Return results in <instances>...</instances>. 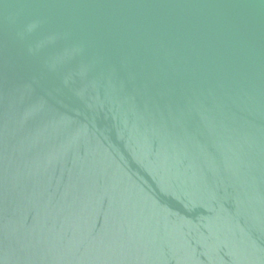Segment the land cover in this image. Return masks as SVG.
Here are the masks:
<instances>
[{"label": "water", "instance_id": "95a60500", "mask_svg": "<svg viewBox=\"0 0 264 264\" xmlns=\"http://www.w3.org/2000/svg\"><path fill=\"white\" fill-rule=\"evenodd\" d=\"M0 264H264V0H0Z\"/></svg>", "mask_w": 264, "mask_h": 264}]
</instances>
